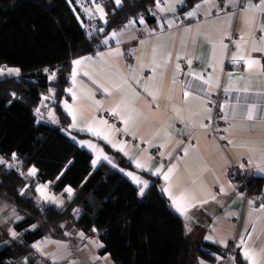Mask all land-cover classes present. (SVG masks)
<instances>
[{
  "label": "crops",
  "instance_id": "obj_1",
  "mask_svg": "<svg viewBox=\"0 0 264 264\" xmlns=\"http://www.w3.org/2000/svg\"><path fill=\"white\" fill-rule=\"evenodd\" d=\"M156 2L154 21L143 16L129 19L101 37L98 49L76 58L81 60L79 65L72 63L61 103L70 132L85 137L68 135L92 154L93 167L100 162L110 164L137 187L140 196V189L144 188L145 194L153 184L151 178L157 179L189 234L225 248L226 258L222 262L220 256L218 263L237 264L233 254L238 251L250 264L244 257L247 249L255 264H264V203L257 205L225 173L234 162L247 168V178H264V173L256 171L257 165L264 167V12L250 8L252 4L261 6V0H200L186 11L182 22L175 16L183 0ZM105 5L104 1L95 5L90 14L102 25L108 19ZM194 10L195 15L189 16ZM86 15L89 19V11ZM234 56L244 57L242 64L226 69L225 61ZM249 59L257 63L249 67L245 63ZM215 100L223 105L220 128L213 117ZM250 107L253 118L247 119ZM107 113L119 116V131L112 130ZM99 140L123 155L130 167H119ZM88 144L102 150L108 159ZM153 147L158 148L156 156L150 154ZM137 162L144 167H136ZM170 167L174 171L165 180ZM33 168L37 171L31 165L25 172L29 178L36 174H29ZM129 172L146 186L136 184ZM42 185L57 204L76 191L65 186L62 193L55 194L52 184L45 181L35 186L39 194ZM259 189L264 194V180ZM181 193L192 205L184 215L175 210L171 200ZM10 227L7 232L16 235ZM45 238L33 248L51 264H113L109 254L99 252L103 246L96 234L90 233L75 245Z\"/></svg>",
  "mask_w": 264,
  "mask_h": 264
},
{
  "label": "trees",
  "instance_id": "obj_2",
  "mask_svg": "<svg viewBox=\"0 0 264 264\" xmlns=\"http://www.w3.org/2000/svg\"><path fill=\"white\" fill-rule=\"evenodd\" d=\"M156 1L109 0L102 25L88 21L87 0H0V68L18 70L0 75V205L8 208L3 217L13 212L5 223L0 215V264H48L31 252L37 241L74 243L90 233L98 235L99 252L109 254L113 264H220L225 248L189 234L157 179L151 178L152 186L140 196L110 164L93 167L92 154L68 135L85 137L70 132L61 103L72 62L98 49L101 37L129 19L154 21ZM198 1L183 0L177 12ZM99 143L119 167H130L118 151ZM31 165L37 171L29 178ZM245 179L256 191L264 180ZM45 181L55 194L65 186L76 192L62 204L48 202L35 188ZM9 225L16 237L7 233ZM233 256L237 264H247L238 251Z\"/></svg>",
  "mask_w": 264,
  "mask_h": 264
},
{
  "label": "snow or ice",
  "instance_id": "obj_3",
  "mask_svg": "<svg viewBox=\"0 0 264 264\" xmlns=\"http://www.w3.org/2000/svg\"><path fill=\"white\" fill-rule=\"evenodd\" d=\"M116 2H117V4H119L120 3V0H116ZM204 2H207V0H204ZM196 8L198 9L199 8V5H197ZM250 8L253 11H262V12H264V0H261V6H257L255 4H252V5H250ZM97 10L100 11L101 13L103 12V9H100L99 6H97ZM188 15L189 16L195 15V10L192 11V12H189ZM131 23H132V21H129V24H131ZM141 23H143V20H141ZM112 35L115 36L116 33L114 32ZM243 59H244V57H242V56H234L233 57V62H236L237 60H243ZM72 63L75 64V65H79L81 63V60H74ZM245 63L249 67H251L252 65L256 64L257 61L249 59V60H246ZM9 71L12 72V71H18V70L9 69ZM73 75H75V72H73ZM205 83H207V81H205ZM225 90L227 91V89H225ZM104 91L107 92L108 89H104ZM245 91H246V89H245ZM185 95H187V93H185ZM66 107H67V105H66ZM38 111H39V109H37V112ZM113 111H115V110H113ZM252 118H253V110L250 107L249 110H248L247 119H252ZM102 123H106V122L102 121ZM72 127H76V125L73 124ZM88 131L93 132L95 135H98V136L101 135V133L99 131H97L96 129H94L93 127H88ZM103 138L105 140H108V136L107 135H104ZM84 143H87V142L81 141V144H84ZM88 146L90 148H93L94 150L98 151L99 152V155L102 156L105 160L108 159L107 156H104L103 155L102 150L96 149V146L95 145L88 144ZM113 147H117V146L115 144H113ZM13 156H15L14 153H13ZM109 162L111 163V161H109ZM69 163H71V161ZM95 163H96V161L94 160L93 161V164L95 165ZM136 167L140 168V167H144V165L141 164V163H139V162H137L136 163ZM241 167H243V165H241ZM35 171L36 170L34 168L33 169H30L29 170V174L30 175H34L35 174ZM159 171H160V169H157L156 170V172H159ZM173 171H174V168L173 167H170L168 169V171L166 173H164V179L165 180H168L169 177H170V175H171V173ZM256 171L258 173H264V167H262L260 165H257L256 166ZM127 175L130 176L133 179V181H135L136 184H145V186H146V182L140 180L139 177L134 176L131 172L127 173ZM58 179H59V177H58ZM45 188H46V186L45 185H42L37 190L41 193V196L44 197L45 199H49V200L53 199V197L47 196V194L45 192ZM163 190L165 192H168L169 191V189H167V188H165ZM66 191L69 192V193H71L72 192V189L71 188H67ZM143 192H144V188H141L140 189V194L142 195ZM171 200H172V206L181 215H184L187 212V209L192 206L191 203H190V201H189V199H188V197H187V195L185 193H181V195L179 197H171ZM203 202L206 203V201H203ZM13 235H15V234H13ZM205 239H211V237H205ZM221 243H223V241H221ZM241 243H243V241H241ZM244 257H245L246 260H248L250 262V264H255V261L253 259V255L250 253L249 250L245 249V251H244Z\"/></svg>",
  "mask_w": 264,
  "mask_h": 264
},
{
  "label": "built area",
  "instance_id": "obj_4",
  "mask_svg": "<svg viewBox=\"0 0 264 264\" xmlns=\"http://www.w3.org/2000/svg\"><path fill=\"white\" fill-rule=\"evenodd\" d=\"M220 10H223L222 6H220V8H219V11ZM185 15H186V12H184L183 14L178 13V15L176 16V20L178 22L184 21V19L186 17ZM229 68H234V67L226 65V69H229ZM215 105H216V107L214 110L213 117L215 119V122L217 123V127L220 128L223 125V122H222L223 105L219 103V100L215 101ZM105 116H106L107 122L110 125V127L112 128V130L113 131H119V129L122 125L119 116L116 113H107ZM149 151H150V154L152 156H156V154L158 152V148L153 147ZM241 165H243V164L234 163V162L230 163L225 168L226 175L228 176L230 181H232L233 183H236V184L240 185L241 187H243L246 196H249L251 199H253L257 205L263 204L264 203V194L260 190L256 191L254 189H251V190L248 189L247 182L245 179V174H246L247 168L244 165H243V167H241Z\"/></svg>",
  "mask_w": 264,
  "mask_h": 264
},
{
  "label": "rangeland",
  "instance_id": "obj_5",
  "mask_svg": "<svg viewBox=\"0 0 264 264\" xmlns=\"http://www.w3.org/2000/svg\"><path fill=\"white\" fill-rule=\"evenodd\" d=\"M87 1H89V6L87 7V12L89 11V19H88V21L90 22V20L93 18V16L92 15H90L91 13H92V8L95 6V5H97L98 4V0H87ZM107 1H109V0H104V2H106V3H108ZM220 11H222V10H220ZM219 12V11H218ZM178 14H176V16H177ZM175 16V17H176ZM242 63V60H237L236 62H233V59H230V58H228L226 61H225V63H224V65H228V66H231V67H236L237 68V66L238 65H240ZM225 68H226V66H225ZM9 69H12V68H9ZM9 69H5V68H0V75H2V74H6V75H13L14 73H16L17 71H12V72H10L9 71ZM13 70H17V69H15V68H13ZM96 166V165H95ZM28 174V173H27ZM26 174V175H27ZM28 176V175H27ZM51 187H52V185H51ZM53 188V187H52ZM76 192V191H75ZM74 192V193H75ZM50 193H52L51 192V190H50ZM74 193L72 194V195H74ZM51 196V195H50ZM44 198V197H43ZM44 200H46V201H48V202H51L52 200H48V199H45L44 198ZM65 201H66V198H65ZM65 201H63L62 202V199H59V202H62V203H64ZM54 202V201H53ZM56 203V202H55ZM1 204V203H0ZM7 210H8V208L6 209V207L4 206V205H0V215L2 216L1 217V221L3 222V223H5L6 222V220H9V221H11L13 218V214H12V216L11 215H8V216H4L3 217V214L5 213V212H7ZM11 211V210H10ZM15 217H17V218H21V216L20 215H18V214H16L15 215ZM10 230L12 231V233L13 232H15L14 231V229L12 228V226L10 227ZM8 233V232H7ZM9 234V233H8ZM10 235V234H9ZM10 236H12V237H16L17 235H10ZM46 238H48V239H51V240H53L54 238H50V237H46ZM45 238V239H46ZM56 240H58V239H56ZM48 241H50V240H48ZM65 241V240H64ZM60 242H61V240H60ZM63 242V241H62ZM75 243L76 242H74V243H72L71 242V244L72 245H75ZM40 246H42V245H40ZM40 248V247H39ZM71 248V247H70ZM72 249V248H71ZM76 249V248H75ZM73 250V249H72ZM31 252L34 254V256L35 257H42V255L40 254V252L37 250L36 251V249L35 248H33L32 247V249H31ZM74 255H76V254H74ZM46 262H48V264H51V262L52 261H48L47 259H44ZM58 264H61L60 262L58 263ZM62 264H64V263H62Z\"/></svg>",
  "mask_w": 264,
  "mask_h": 264
},
{
  "label": "water",
  "instance_id": "obj_6",
  "mask_svg": "<svg viewBox=\"0 0 264 264\" xmlns=\"http://www.w3.org/2000/svg\"><path fill=\"white\" fill-rule=\"evenodd\" d=\"M182 74H180V78H181ZM19 261H21V259L19 258Z\"/></svg>",
  "mask_w": 264,
  "mask_h": 264
}]
</instances>
